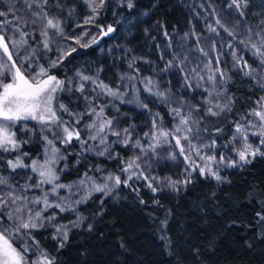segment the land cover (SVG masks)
<instances>
[{
	"label": "trees",
	"instance_id": "16d2710c",
	"mask_svg": "<svg viewBox=\"0 0 264 264\" xmlns=\"http://www.w3.org/2000/svg\"><path fill=\"white\" fill-rule=\"evenodd\" d=\"M228 1L131 0L133 6L129 8V0H105L95 21L84 24L93 15L89 0H48L43 10L49 17L58 19L63 27V35L48 30L49 43L52 39L62 46L56 54L48 53L43 47L44 21L32 23L35 19L32 13L39 8L33 5L28 9L25 0H0V11L8 12L12 8L22 21H28L20 25L29 34L24 37L26 45L34 61L48 68L50 75L66 82L75 73H81L119 91L118 97L98 95L100 89L87 81L91 90L85 83L83 92L73 85L60 92L55 108L64 104L70 112L84 114L78 125L83 129L96 119L86 114L87 97L92 101L91 107L104 106L105 115L114 121L115 130L127 128L135 132L129 146L112 143L117 137L109 135L112 155L100 156L97 151L102 149L87 151L75 139L70 144L62 143L60 130L51 127V139L59 149L55 158L60 183L79 181L85 172L98 183L103 173L119 175L123 181L122 169L131 160L132 143L140 140L141 145L148 146L151 135L146 137L145 133H153L154 119L157 126L174 125L169 103H162L159 97L145 90V78L155 82L157 87L153 92L158 88L168 96L191 103L197 120L194 133L207 143L214 140L216 154L227 153L234 123L244 121L260 97L261 89L255 77L244 75L243 67L244 61L251 68L252 64L257 65L259 56L254 55L248 43H241L240 66L232 64L226 43L204 29L202 12L206 9L216 15L225 24L223 30L235 26L240 32L250 33L251 29L252 33L264 27V0H247L243 15L235 8L226 7ZM7 19H13L12 12ZM109 25L114 31L104 35L101 29L106 31ZM5 39L8 41L6 34ZM73 48L75 52H71ZM65 52L71 54L50 68V60ZM215 55L225 73L223 79L216 76L215 86L224 90L231 100L228 112L211 116L204 112V94L195 86L196 73L192 69L202 58ZM169 61L173 66L166 68ZM185 75L193 85L191 88L185 87ZM57 115L65 121L74 120L58 109ZM38 125L36 121L18 122L15 131L22 137L21 147L0 153V175L20 178L21 181H14L19 191L21 182L25 181L22 177L28 173L10 171L6 162L23 153L28 154L23 156L26 164L31 158L40 157L43 143ZM81 136L86 139L87 132L81 131ZM123 138L122 135L120 139ZM89 144L95 145L96 141ZM145 160L141 168L144 174L176 176L181 167L163 151H150ZM220 177V181H215L193 173L189 177L191 182L178 190L159 189L156 193L144 181L134 182V177L129 181L130 187L121 183L107 196L94 192L86 203L77 205V215L85 219L79 227L70 229L63 248L50 237L47 229H36L33 236L39 242L44 241L43 251L54 257V264H264V220L257 215H264V155H256L251 163L223 169ZM68 219L67 214L58 213L60 222ZM3 224L6 226L5 219ZM22 242L29 246L27 260L31 264L39 249L32 239L23 237ZM15 247L20 248L18 244Z\"/></svg>",
	"mask_w": 264,
	"mask_h": 264
},
{
	"label": "snow or ice",
	"instance_id": "6c2138e0",
	"mask_svg": "<svg viewBox=\"0 0 264 264\" xmlns=\"http://www.w3.org/2000/svg\"><path fill=\"white\" fill-rule=\"evenodd\" d=\"M48 0H25V6L28 9H32L33 5L39 8V11H34L32 15L35 19L32 20V23H36L37 20H43V31L41 35L44 37L43 47L49 49V38L48 30H54L55 33L63 35V27L61 22L58 19H54L48 16V13L43 10V5H46ZM105 0H89L88 7L91 9L93 15L85 19L84 24H91L95 21L96 17L99 15V10L104 7ZM244 5H247V0H244ZM131 8L133 5L131 0H129L128 5ZM234 6L236 9H240L241 3L240 0H232V4L229 7ZM9 12L13 13V19H7ZM243 15L242 12L239 13ZM0 17L5 19L0 20V49L7 54V60L11 63L0 64V153H10L18 150L21 147V141L18 140L16 132L13 130L18 122L26 120H35L38 121L43 127L51 128L55 126L62 133V143L70 144L73 139H75L81 145L82 149L91 151L95 149L98 150L97 154L100 156L112 155L111 145L108 143V136L112 135L117 137L112 143H120L124 146H129L131 143V132L129 129H121L119 131L115 130L114 121L109 119L105 115L104 106L91 107L92 101L85 99L89 103V110L86 113L90 119V123L86 124L83 129L79 128L78 125L83 119L84 114L72 113L64 104H58L56 108L53 107V100L55 99V94L58 91L64 90V81L59 80L56 76L50 75L48 68L39 66V72L35 75H32L31 71H28L27 75L25 72L21 71V66H17L16 61L12 58V53L9 51L8 42L5 39V32L9 26L15 29L16 32H19L20 39L12 40L9 37V40L12 42L13 47L23 46L27 44V40L24 39L25 36L29 35L27 32H24L21 29V23L27 24L28 21H22L21 17L15 15V12L12 8H9L8 12L0 11ZM219 24V20H217ZM223 27V25H221ZM215 31V29H211ZM104 35L112 33L114 31L111 25L107 26V30L103 31ZM225 31H228L225 29ZM251 33V29H249ZM230 36L231 32L228 33ZM165 32V36H167ZM187 35V34H186ZM256 37L259 40V43H252L251 48L254 50V55H257L261 59V67L264 68V29L257 32ZM79 43V40L76 41ZM95 42V40H93ZM244 43V41H241ZM247 46V45H246ZM82 47H88V45H82ZM76 49H71V52H75ZM203 52V49H199ZM70 52H65L57 60L52 61L49 65L50 68L56 67L61 60L70 55ZM208 55L207 53H204ZM233 58L236 60L237 64L240 63V59L237 58L235 53H233ZM217 64H219V58H216ZM172 61H169L166 68L172 67ZM129 67H132V64H129ZM207 67V65H206ZM243 67L246 69L244 75L254 76L255 70L251 69V66L244 61ZM181 71L183 69L181 68ZM193 73H196V69H192ZM11 74V82H4L6 75ZM81 81H91L96 85V88L100 89L98 95L107 94L109 96L118 97L119 91L113 90L108 85L104 84L102 81H97L93 77L84 76L83 74H78ZM199 80H204L203 76H199V73H196ZM219 75L221 79L224 78L225 73L217 67L212 75H209L207 79L209 81H215L216 76ZM123 79V77H122ZM128 79H133V77H128ZM185 87L191 88L193 85L189 82V77L185 75ZM145 83V90L149 93L160 98L162 103H177L176 101H171L169 96L165 91L157 90L153 92V89L156 88L155 82L151 78H145L143 81ZM197 86L199 83L197 82ZM264 87V85H261ZM80 92L84 91V83H81L77 89ZM95 91V89H94ZM219 93L213 95L209 93L211 99L206 100L207 114L211 116H217L221 112H224L226 109L230 110L229 103H215L213 100L216 99ZM231 98H229L230 102ZM257 105L259 109H253L250 115L258 118L259 124H253L251 121H246L252 127H256L257 131L252 133L253 135H258L260 137V146H264V97H261L258 100ZM179 106L172 108L171 112L174 117L179 118L178 126L171 131H164L163 129L157 128L156 120H153V128L156 129L153 133H145V136L151 135L152 139L155 141L153 144H149L148 148L145 149L140 140H136L135 144L131 146L139 149L142 153H147L149 150L155 152L156 148L161 145V137L164 138V143L169 144L167 138L172 136L175 141V146L178 148V152L171 153L169 158L175 159L177 155L183 156L185 162L192 166L193 171L199 172L200 175H210L215 178L217 181L221 180L218 171L213 170V163L216 167L219 168L223 164L225 157L220 156L219 160L215 155H201L203 149H208L209 151L215 146V141L213 140L210 144H200L196 145L192 143V139L198 137L190 136L185 134L183 136L178 135L182 130L186 133H191L192 129L188 127L189 124L195 123L192 120L191 112L193 109L184 114L182 113V108L185 106L186 102L181 100L178 102ZM144 108H147V105H142ZM217 109L214 111L213 109ZM57 109L65 113H68L70 117H75L74 120H62L60 116L57 115ZM199 111V109H195ZM236 133L238 136H241L244 140L243 146L241 149L236 150L238 160H230L227 164L228 167H234L237 164H247L251 163L250 157H255L256 155H264L260 152V146H257L253 149L252 145L247 142L248 129L243 125L237 123ZM81 131L87 132V138L81 136ZM220 129H217L219 132ZM123 135V139H120ZM53 138L56 139V135L53 134ZM237 137H233V140H236ZM46 144L51 147V155L49 156L47 151L45 154V159L43 163H40L39 160H32L31 164H25L22 156H27V153H23L22 156L18 155L15 160L9 159L6 162V166L15 171L17 168H30L33 173L37 175V180L32 184H26L21 187L20 191L25 193L24 195H18L17 190L8 183V178L0 176V186H4L8 189L7 192L4 191V188H0V264H29L27 260V254L29 252V246L26 244L22 245L20 248L14 246V242L11 239L12 235H15L17 239H23L27 237L32 239L33 243L39 246V242L35 241L32 237V230H36L45 226V222L48 225H51L54 228L53 240H59V247L63 248L65 243L69 238V231L71 227H79L80 224L85 219L82 215H77L75 221L69 222V224H53L56 216L50 215L45 218L43 215L44 212L49 208L58 209L60 212L65 211H76V206L82 203H86L87 200L91 197L92 193L100 192L105 196L109 195L112 192L113 187L119 186L123 183L126 186H129V181L134 177L136 179H143L147 181V187L151 189L153 193H156L159 190V184L153 186V181H158L157 177H150L144 174V170H141V164L137 163V160L140 157H134L133 159L126 161L125 166L122 171L129 173L127 178L121 181L119 175L109 174L106 177H102L103 183H98L96 178L90 176L88 172H85L81 179L73 184H62L58 183L59 176L57 174L58 170L53 167L56 163V154L59 152V149L53 146V140H49L47 136L44 137ZM90 141H96L95 145L89 144ZM185 142L187 147H185ZM87 146V147H86ZM195 156L204 163V166L195 164L191 160V156ZM79 162V161H77ZM99 171V169L97 170ZM190 175V173H188ZM31 179V177H29ZM109 182H112V187L109 186ZM190 179H185L182 181H176L167 179V186L173 190H178V184H187L190 183ZM44 185H50V189L44 191ZM40 189V196L28 197L27 192L31 189ZM76 191H73V189ZM60 189H65L68 192L67 197L59 196L58 192ZM80 192H83V195L79 196V199H71L73 196L79 195ZM49 197H52L53 200L50 201ZM144 203L143 200L140 201ZM10 205L12 207H10ZM19 205V206H18ZM29 205H43L39 211H33ZM7 209L6 216L8 221L11 223L8 227H4L5 219V210ZM25 214L27 218L25 219ZM261 220H264V215L257 213ZM91 230V225L88 226ZM9 228L12 229L9 232ZM31 264H54V257H49L47 252L39 251L36 259L31 261Z\"/></svg>",
	"mask_w": 264,
	"mask_h": 264
},
{
	"label": "rangeland",
	"instance_id": "374dc122",
	"mask_svg": "<svg viewBox=\"0 0 264 264\" xmlns=\"http://www.w3.org/2000/svg\"><path fill=\"white\" fill-rule=\"evenodd\" d=\"M240 3H241V7H240L239 10L236 9L234 6L229 7L232 4V0L228 1L226 7L228 6V8H235V10L238 11V12H244L247 5L246 6L244 5V0H240ZM202 17H203V20L205 21V28L204 29L207 31V33L216 34V36L218 37V39L221 42L223 41V42L226 43L228 56H229L230 61L232 62V64H234L235 66H240V63H241V59H240V63L237 64L236 60H234V58H233V53H235L237 58H240V56L238 54V49H239V44H241V41H244V43H242V44L248 43L250 49H251V44L252 43H257V44L259 43V40H258V38L255 35L257 33L256 31H253L252 33H248L247 31L240 32V30L237 29L235 26H231L230 29L228 31H226L227 34L225 35L223 33V35H222L221 34L222 31L225 32V30H223V27H221V25H225V24H222L221 21H219L220 23L218 24L217 20H219V19L217 18L216 15H212L210 13V11H206V9H204L203 12H202ZM211 29H215V31H212ZM262 29H264V27ZM260 31H261V29H260ZM229 32L232 33L231 36L228 34ZM5 34H6L7 40L9 41L8 42L9 43L8 47H9V51L12 53L13 60L16 61L17 66H21V64H22L21 71L25 72L26 75H27L28 71H31L32 75H35L37 72H39V70H40L39 66H41V65H39L36 61H34L28 46L26 44H24L23 46L13 47L12 42L9 40V37H11L12 40H19L20 39L19 33H17L15 31V29H13L11 26H9L8 29L6 30ZM61 47L62 46H61L60 43H56L55 41H53L51 39L50 43H49V49H47V52L48 53L57 52L56 54H58L59 51L61 50ZM217 57L218 56L215 55L213 58H208V57L202 58V60L198 61L197 64L194 66V69H196V73H199V76H203L205 78L204 80H199L197 75H196L195 76V86H197V82H198L199 86H197V87H199L203 91V94H204L203 104L205 106V108H204L205 111L204 112L206 114H207V107L209 106V105L206 104V100L211 99V97L209 96V93H212L213 95H216V93H219V95L216 96V99H214L212 101L213 104H215V103H221V104L229 103V99L226 97L224 90H221L219 87H216L215 86V81H209L207 79V77L209 75L213 74L214 70L217 67L220 68V65L217 64V62H216V58ZM57 59H58V57L54 56L50 60L49 63L51 64L52 61H55ZM5 62L11 63L10 61L7 60V54H5L2 49H0V64H3ZM256 64L257 65H253L252 64V68L251 69L255 70V75H254L255 81H256V84L258 85V87L261 89V90H259L260 97L258 99V100H260L261 97H264V87L261 86V85H264V68L261 67V59H260V57H259V62L256 63ZM206 65H207V67H206ZM78 74H81V73H75L66 82H64V90H69L73 85L75 87L79 88L81 83H85V81H81V79L79 78ZM4 82H11V74L6 75V77L4 78ZM86 85L89 87L88 89L91 90V87L89 86V84H86ZM60 92L61 91H58L55 94V99L53 100V107L54 108H55V104H56V102L58 100V96H59ZM97 92H99V91H97ZM110 98H112V97H110ZM169 98H170L171 101H176L177 102V103H169L170 112H171V109L175 108V107H178L179 106L178 102L183 100V99H181L180 97L174 96V95H173V97L171 95H169ZM183 101H185V100H183ZM185 102H186V104L182 108V113H184V114H186L189 111V109H193V106H192L191 103H189L187 101H185ZM256 102L254 103V105L252 106L250 111L248 112L247 117H246V119L244 121H242V122L239 121V122H235L234 123L233 131H232V135H231V140H230V142L228 143V146H227V148H228L227 149L228 150L227 153L216 154L215 150H214L216 145L210 151L208 149H206V148L202 150L201 155H215L217 157V160H219L221 155H223L225 157V160H224L223 164H221L219 166V168L216 167L215 163H213V165H212L213 166V170L214 171H218L219 175H220V172L223 169L231 168V167L227 166V164H228V162L230 160H238V156L236 154V150L237 149H241L242 146H243L244 140H243V138L241 136H238V134L236 133V130H235L237 123L243 124L248 129L247 142L252 145L253 149H255L257 146H260V137L258 135H253L252 134V133L257 131V128L256 127H252V126H250L249 124L246 123V121H251L253 124H256V125L259 124L258 118L250 115V113H251V111L253 109H259V106L257 105ZM229 105H230V103H229ZM114 107L115 106H112V109H114ZM213 110L216 111L217 109L214 108ZM226 112H228L227 109L224 112H221V113H226ZM171 114H172V112H171ZM191 116H192V120L195 121V123H191V124L188 125V127H190L192 129V132L189 134V133H186L185 131L182 130L180 133H178V135L183 136L185 134H188L190 136V138L192 136L198 137L194 133V131L196 130V125H197V120H196V116H195L194 110L191 112ZM173 118L175 119V123H174V125L171 128L161 127L160 125H158L157 128L158 129H163L164 131H171V130L175 129L178 126V124H179V118L174 117V116H173ZM74 119H75V117H74ZM26 121H35V120H26ZM36 122H38V121H36ZM117 128H119V126ZM13 130L15 131V128ZM38 131H39V133L41 135V139H42V143H43L42 152L40 154V157L31 158L28 161L27 164H31V161L34 160V159L35 160H39L40 163H43L44 159H45L46 151H47L49 156L51 155V147L48 146L46 144V141L44 140L45 136H47L49 140H52L51 139L50 129L43 127L39 123ZM155 131H156V129L153 130V132H155ZM132 133H135V132L134 131L131 132V138H132ZM234 136L237 137L236 140H233ZM17 138H18L19 141H22V137L20 135H18V134H17ZM167 139L169 141H171V143H169V144L164 143L163 142L164 138L161 137V145L156 148L155 153L163 151L164 153H167L168 156H170L171 153L178 152V148L175 146V141H174L173 137L169 136ZM135 142L136 141H134L132 144H135ZM153 143H155V141L152 139V137H150L149 144H153ZM182 143H185V142L182 141ZM192 143L196 144V145H200V144L207 145V144H210V143L205 142L203 139H201L199 137L196 138V139H192ZM53 146L55 147L54 143H53ZM143 147L145 149L148 148V146H143ZM185 147H187L186 143H185ZM150 151L151 150H149L145 154V153H142L139 149L132 147V157H131V159H133L134 157H140V159L137 160V163H140L141 164V168H142L143 165H145V162H146L145 159L147 158L148 153ZM263 151H264V146H260V152L263 153ZM20 156H22V155H20ZM16 157H17V155H15V158ZM15 158L12 159V160H15ZM252 158L253 157H250V159H252ZM22 159L24 160L23 156H22ZM173 160H174V162L176 164L181 166L179 168L178 172H177V175H176L178 177L172 176V175H168V174L159 175L156 172H155V174H150V173L145 174L146 176L159 178L158 181H153V186H157V184H159V189L173 190V189H171V188H169L167 186V179L176 180V181H182V180H185V179H189L190 175H192L193 173L199 174L198 170L197 171H193L192 170V166L190 164H188L187 162H185L183 156L177 155L176 158L173 159ZM191 160L195 164H198L200 166H204V163L202 161H200L195 156V154H193L191 156ZM57 162L58 161L56 159V163L53 165V167L55 169H56ZM24 163L26 164L25 160H24ZM242 164L243 163L237 164L236 166H240ZM9 170L13 171L11 169H9ZM16 170H20L23 174L28 173L27 177L26 176L22 177L23 179H25V181L21 182V183H23L22 184L23 186L26 185V184L34 183L37 180V178H38L37 175L35 173H33L30 168H17ZM188 173H190V175H188ZM128 174L129 173H125V176H124L125 179L127 178ZM107 175H109V174L108 173L107 174L103 173V174L100 175V177H99L100 178V183L104 182L102 177H106ZM0 176H2V175H0ZM203 176H207V177L217 181L215 178H213L210 175L205 174ZM4 177L8 178V183L10 185H12L14 188H15V185H14L15 182L14 181H21L20 178H18V177L16 178L12 174L4 176ZM29 177H31V179H29ZM137 181H144V183L147 184V181H145L143 179L134 180V182H137ZM75 182H77V181H75ZM58 183H60V182L58 181ZM73 183L74 182H71V183H68V184H73ZM65 185H67V184H65ZM183 185L184 184H178L177 188L179 189ZM109 186L112 187V182H109ZM0 188H4L5 192L8 191V189L6 187H4V186H0ZM49 189H50V185H44V189H43L44 191H47ZM16 190H17V194L18 195H24L25 194V193L19 191L18 189H16ZM73 191H76V189L74 188ZM26 194L30 198L33 197V196H40L41 195V190L33 188V189L29 190ZM58 194L61 197H67L68 196V192L65 189H60ZM83 194H84L83 192H80L79 195L73 196L71 199H79V196L83 195ZM49 199H50V201L53 200L52 197H49ZM10 207H12V206L10 205ZM29 207H31L33 211H39L43 207V205H29ZM6 212H7V209L5 210L6 226H4V227H8L9 224L11 223L7 219ZM58 213L67 214L69 216V219L66 222H60L58 220ZM43 215L45 216V218L47 216H50V215H55L56 219H55V221H53V224H69V222L75 221L76 217H77L76 211L75 212H72V211L60 212L58 209H54V208L47 209V211L44 212ZM26 218H27V215L25 214V219ZM42 228L49 230L50 231V237L51 238L53 237L54 228L51 225H48L47 222H45V226L42 227ZM71 228H73V227H71ZM11 231H12V229L9 228V232H11ZM33 232H34V230H32V237L34 238ZM11 239L14 242V246H15V244H18L20 247L22 245H24L22 240L21 239H17V237L15 235H12ZM34 240L37 241V239H35V238H34ZM43 242H44L43 240L42 241L40 240V242H39V246H38L39 251H43V246H42ZM56 243H59V240H56ZM34 245L37 247L36 244H34ZM35 259H36V257L33 260H35Z\"/></svg>",
	"mask_w": 264,
	"mask_h": 264
}]
</instances>
